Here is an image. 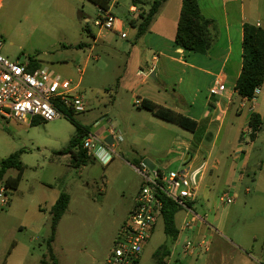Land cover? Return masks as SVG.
I'll use <instances>...</instances> for the list:
<instances>
[{"label":"rangeland","instance_id":"1","mask_svg":"<svg viewBox=\"0 0 264 264\" xmlns=\"http://www.w3.org/2000/svg\"><path fill=\"white\" fill-rule=\"evenodd\" d=\"M116 1L111 12L125 22L122 33L126 37L114 34V42L105 46L102 35L107 31L94 26L102 13L88 0H0L3 56L21 64L32 60L80 84L87 111L73 113V119L101 141H109L111 127L124 137L108 163L95 159L92 152L91 162L75 169L70 156L60 154L76 134V126L67 115L49 122L36 119L31 126L0 118V163L19 152L25 168L18 189L0 196V264H41L52 234L51 209L62 193L70 196V204L52 243L58 264H106L143 183L136 160L169 157L167 147L159 154L137 145L133 151L125 152L128 143L133 144L132 139L137 141L147 134L145 127L155 133L159 129L148 123L142 128L141 123H146L145 117L149 119L151 112L130 103L136 89L133 92L128 88L139 82L133 78L139 70L138 59L133 56L129 60L127 52L136 41V32L126 22V17L132 15L129 7L133 3ZM207 1L205 6V0H201L202 11L214 20L212 31L216 37L224 24V11L243 9L251 23L264 29V0ZM86 26L98 37V43ZM81 43L87 45L78 48ZM142 50L145 49L138 46L134 52L147 53ZM78 69L84 70L82 76ZM263 96L261 90L258 104L263 103ZM239 119L240 124L234 123V118L228 119V124L234 121L235 126L226 142L223 135L219 140V145L224 144L218 150L221 169L210 176L211 187L198 195L194 209L207 221L200 224L209 250L197 249L183 264H264V124L253 139L243 123L244 117ZM240 134L244 141L241 154L249 160L242 180V161L233 160ZM16 175L17 170L12 169L5 178ZM2 187L4 181L0 182V193ZM227 192L235 195L234 203L221 202L220 197ZM187 212L182 209L176 215L181 234L178 242L166 235L163 220H159L139 264H161L155 253L163 246L173 250V255L165 259L179 264L184 243L200 241L190 231H182L185 219L191 218Z\"/></svg>","mask_w":264,"mask_h":264},{"label":"crops","instance_id":"2","mask_svg":"<svg viewBox=\"0 0 264 264\" xmlns=\"http://www.w3.org/2000/svg\"><path fill=\"white\" fill-rule=\"evenodd\" d=\"M154 1L132 0L133 4L129 7V12L132 14L130 18L137 19L140 13L147 11ZM198 1L202 11L201 0ZM110 3L109 12L118 2L110 0ZM207 5L208 1L205 0V6ZM181 8L182 0H167L150 25L149 31L140 38H136L134 45L132 44L131 48H128L129 60L135 56L139 64L137 65L139 70L133 76L134 79H139V82L132 83L133 86L128 89L133 92L136 89L130 102L132 105L135 106L137 99L142 104L146 100L151 101L190 117L196 121L197 127L194 132H190L163 121L148 111L151 117L149 119L145 117L146 123L142 122L141 126L144 128L148 126L147 123L151 124L159 129L158 133L145 127L147 134L137 141L132 139L133 144L129 142L125 152H130L132 147L137 145L143 146L147 152L159 154L164 152L167 147L169 157L166 160L157 161L151 157L141 158L136 160L140 167L137 168L133 165L132 167L137 168L138 172L142 163L159 172L191 168V181L197 187L199 195L204 190L210 189L212 183L209 179L210 176L221 169L222 160L218 157V150L221 151L224 144L220 143L219 145L220 137L223 135V142H226L235 126L234 123H241L240 117H244L243 123L248 126L249 130L251 129L249 127L250 118L253 113L260 114L263 121L264 98L262 104H258V99L256 102H250L235 90L243 66V26L245 23H251L244 10H234L233 13L224 11V24H222L215 45L208 53L201 54L187 51L175 45ZM206 9L209 10L207 7ZM207 18L212 19L211 17ZM114 27V31L106 30L107 32L102 35L103 45L109 46L114 42V34H121L122 37L125 22L116 19ZM134 31L136 32V30ZM98 40L96 37L94 42L98 43ZM138 46H142L145 49L142 51H147V53H135L134 50ZM92 49L94 46L91 47ZM38 65L40 66V64ZM216 83L224 84L225 91L212 96L210 88ZM261 90H264V85ZM138 109L147 112L142 108V105ZM232 118L235 122L228 124L230 123L227 122L228 119ZM249 135L251 137V134ZM237 140L240 145H236L237 154L234 155L233 160L237 163L242 161L243 169L240 172V180H242L243 170L247 167L249 160L241 154L244 152L240 148L244 145L243 134H240ZM161 166L165 169H161ZM235 172L236 169H234V174ZM197 200L191 204L193 214H196L194 209ZM192 212H187L191 218L185 220L193 218ZM200 223L202 222L198 221L197 227L188 230L198 240L206 239V232H201L203 228ZM180 235L179 233L178 239L174 242H178ZM169 249L173 255V250L170 247ZM183 262L184 260H181L179 264H183Z\"/></svg>","mask_w":264,"mask_h":264},{"label":"built area","instance_id":"3","mask_svg":"<svg viewBox=\"0 0 264 264\" xmlns=\"http://www.w3.org/2000/svg\"><path fill=\"white\" fill-rule=\"evenodd\" d=\"M102 15L94 21L99 30L114 31L116 18L111 12L100 10ZM125 38L126 35L122 34ZM3 44L0 41V118L31 126L36 119L45 122L54 121L65 114L60 109L72 110L74 113L87 111V104L80 92V84L53 74L49 67L38 66L30 69L29 61L21 64L8 60L2 54ZM82 76L84 70L78 69ZM225 91V85L216 83L210 88V94L216 96ZM261 88L255 90L252 98L256 102ZM142 105L136 100L135 106ZM110 140L101 141L88 134L83 140L82 148L103 164L116 155L115 147L123 142V135L114 127L109 129ZM251 134V129L249 130ZM139 174L143 178L142 186L135 199L129 217L121 226L114 248L106 264H139L141 256L152 235L162 219L163 199L168 198L182 209L191 211V204L198 198L197 187L191 181V168L159 172L142 163ZM7 189L1 188L0 196L6 197ZM222 203L232 204L235 195L230 192L220 197ZM193 214V212H192ZM207 223L205 218L193 214L191 220H185L182 231L193 230L196 223ZM197 249L209 250V242L202 239L197 243L190 240L184 243L178 259L184 260L196 254ZM165 264H171L167 261Z\"/></svg>","mask_w":264,"mask_h":264},{"label":"trees","instance_id":"4","mask_svg":"<svg viewBox=\"0 0 264 264\" xmlns=\"http://www.w3.org/2000/svg\"><path fill=\"white\" fill-rule=\"evenodd\" d=\"M96 5L100 10L108 11L110 0H88ZM167 0H155L147 11L140 13L137 19L126 17L127 24L136 30V38H140L149 31L150 25L159 13L160 9ZM214 20L203 15L198 0H182V8L177 26L175 45L187 51L206 54L216 43L217 37L213 34ZM86 31L90 34L91 30L86 26ZM93 38L96 37L92 34ZM85 43L77 45L78 48L84 47ZM243 66L239 79L236 82L235 90L243 97L250 99L254 96L257 88L264 85V29L260 26L245 23L243 26ZM30 69H35L39 65L32 60L29 61ZM142 108L151 112L155 117L175 124L180 128L194 132L197 123L193 119L172 109L159 106L151 101H144ZM75 124L76 134L71 139L67 148L62 150L60 154L69 155L71 166L79 169L91 162L92 155L82 148L81 141L88 136L87 129L79 125L72 117V110L60 109ZM261 115L253 113L250 118L249 127L251 128V137L256 138L257 134L263 127ZM83 142V141H82ZM79 147L77 150L76 148ZM15 169L17 175L15 177L8 176V171ZM24 166L20 160V153L16 152L4 159L0 163V182L4 181V187L7 192L17 190L24 174ZM164 208L162 211V220L164 223V231L173 241L179 236V229L176 225V215L182 210L175 202L168 198L163 199ZM70 204V196L62 193L57 202L51 209V229L52 234L46 243L47 252L41 264H58L52 243L54 242L58 224L68 209ZM171 256L168 246L161 247L156 253L157 262L164 264L165 258Z\"/></svg>","mask_w":264,"mask_h":264}]
</instances>
